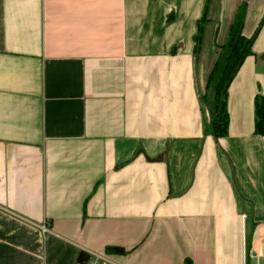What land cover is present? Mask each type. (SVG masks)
<instances>
[{
  "label": "crops",
  "instance_id": "obj_1",
  "mask_svg": "<svg viewBox=\"0 0 264 264\" xmlns=\"http://www.w3.org/2000/svg\"><path fill=\"white\" fill-rule=\"evenodd\" d=\"M230 2L0 0V264H264V47L227 136L202 98Z\"/></svg>",
  "mask_w": 264,
  "mask_h": 264
},
{
  "label": "trees",
  "instance_id": "obj_2",
  "mask_svg": "<svg viewBox=\"0 0 264 264\" xmlns=\"http://www.w3.org/2000/svg\"><path fill=\"white\" fill-rule=\"evenodd\" d=\"M246 8L236 14L230 27L227 41L220 46V53L209 74L206 91L202 98L210 112V124L207 132L215 138L225 137L229 133L230 114L228 110L229 87L243 65L245 59L253 54L255 39L264 22L260 21L256 32L247 37L244 34ZM206 15L200 21L199 31L195 36V54L199 56ZM255 133L264 135V95L255 96ZM109 250L125 252L122 248H109Z\"/></svg>",
  "mask_w": 264,
  "mask_h": 264
},
{
  "label": "rangeland",
  "instance_id": "obj_3",
  "mask_svg": "<svg viewBox=\"0 0 264 264\" xmlns=\"http://www.w3.org/2000/svg\"><path fill=\"white\" fill-rule=\"evenodd\" d=\"M215 1V0H214ZM238 3H239V0H231V2H230V5L233 7V6H235V5H237L236 6V9H235V11H237L236 12V14L237 13H239V11L242 9V8H246V15H245V22H246V20H247V17H248V13L250 12L251 14H252V16H254V18L255 17H257V13L259 12V11H261V6L264 8V6H263V0H243V1H241V3L239 4V7H238ZM213 4H215V2H213ZM251 4H252V6H251ZM251 6V7H250ZM263 11H264V9H263ZM236 14H235V16H236ZM264 18V12H262V15L260 16V18H259V20L257 21V22H253L252 23V25L253 26H251V27H249V32H250V35L249 36H247V37H251L255 32H256V30H257V27L259 26V23H260V21L262 20ZM235 19V18H234ZM253 20H255V19H253ZM206 23H207V21H206ZM264 31V22H263V24H262V26H261V28H260V31H259V33H258V35H257V37H256V39H255V42H254V46H253V50H261L263 47H264V33H262ZM263 34V35H262ZM225 36V34L223 35V37ZM222 42H223V44L225 43V41L224 40H222ZM202 43H203V41H202ZM223 44H221L220 46H222ZM203 45V44H202ZM209 45H211V39L209 40V43H208V46ZM209 50L208 49H206V52H208ZM220 53V49H219V51H218V54Z\"/></svg>",
  "mask_w": 264,
  "mask_h": 264
},
{
  "label": "built area",
  "instance_id": "obj_4",
  "mask_svg": "<svg viewBox=\"0 0 264 264\" xmlns=\"http://www.w3.org/2000/svg\"><path fill=\"white\" fill-rule=\"evenodd\" d=\"M45 227L46 226H43V229H46ZM42 264H47V263H42ZM83 264H117V263L104 254L90 253L89 259L85 261Z\"/></svg>",
  "mask_w": 264,
  "mask_h": 264
},
{
  "label": "water",
  "instance_id": "obj_5",
  "mask_svg": "<svg viewBox=\"0 0 264 264\" xmlns=\"http://www.w3.org/2000/svg\"><path fill=\"white\" fill-rule=\"evenodd\" d=\"M90 257V254L86 251H82L78 258V263L83 264L85 261H87Z\"/></svg>",
  "mask_w": 264,
  "mask_h": 264
}]
</instances>
